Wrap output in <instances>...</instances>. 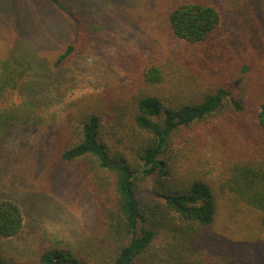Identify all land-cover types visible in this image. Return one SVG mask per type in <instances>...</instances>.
<instances>
[{"label":"trees","instance_id":"16d2710c","mask_svg":"<svg viewBox=\"0 0 264 264\" xmlns=\"http://www.w3.org/2000/svg\"><path fill=\"white\" fill-rule=\"evenodd\" d=\"M244 1L230 20L208 2L174 5L175 53L137 62L74 102L47 158L97 204L84 244L46 243L25 256L0 244V264H215L222 220L251 225L256 245L254 233H264V0ZM48 2L70 16L66 0ZM86 24L53 71L85 53ZM14 48L0 59V151L28 77ZM211 146L224 157L218 173L204 170ZM24 225L21 207L0 199V239Z\"/></svg>","mask_w":264,"mask_h":264},{"label":"rangeland","instance_id":"374dc122","mask_svg":"<svg viewBox=\"0 0 264 264\" xmlns=\"http://www.w3.org/2000/svg\"><path fill=\"white\" fill-rule=\"evenodd\" d=\"M188 0H66L71 13L62 16L48 0H0V59L9 56L27 67L8 112L16 117L0 151V199L22 209V233L0 244L18 255L46 243L79 248L90 227L97 204L83 188L67 183L49 167L48 153L57 131L74 102L84 94L100 93L107 83L125 77L137 62L173 54L180 47L168 25L172 7ZM213 4L230 20L244 0H189ZM81 23L91 33L82 56L56 72V54L75 37ZM94 28V29H93ZM13 40V41H12ZM222 152L208 148L203 164L207 172L222 171ZM243 222L221 221L214 234L215 264H264V233ZM250 230H247V229ZM259 234V235H258ZM250 242V243H249Z\"/></svg>","mask_w":264,"mask_h":264}]
</instances>
